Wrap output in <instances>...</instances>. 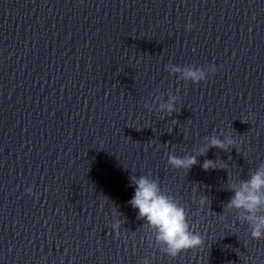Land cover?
<instances>
[{"label":"clouds","instance_id":"obj_1","mask_svg":"<svg viewBox=\"0 0 264 264\" xmlns=\"http://www.w3.org/2000/svg\"><path fill=\"white\" fill-rule=\"evenodd\" d=\"M188 27L191 29V24ZM165 70L178 76L179 80L199 84L206 81L208 75L215 73L218 69L214 63L207 67H197L195 65L179 66L169 62ZM177 100V95L169 93L166 101L163 95H160L152 104L146 103L145 107L150 110L155 108L156 111L166 112L167 116H171L176 112ZM203 140L205 146L200 147L197 154L178 156L174 151L169 153L167 155L168 165L187 172L198 164V157L206 155L211 148L229 151L237 144L236 138L230 135H217L216 130H213L211 135L204 136ZM201 167L205 171L225 168L223 164L218 167V159H205ZM130 180L135 192L128 204L137 210V219L142 220L143 227L148 229L146 239L149 247L154 246L162 255L175 259L182 253L204 245V238L193 229L189 213L183 203L164 190L158 179L141 174L139 177L133 175ZM227 188L234 195L225 205L221 217L227 211L234 212L236 220L248 226L250 237L253 240H264V162H261L255 169L249 170L246 179L237 177L228 184ZM25 192L29 195L34 194L32 187L25 188ZM198 203L202 209L207 203V196L202 194ZM120 217L121 214L115 209L110 227L117 236L120 235L122 224ZM153 260L154 256L145 255L140 264H153Z\"/></svg>","mask_w":264,"mask_h":264}]
</instances>
